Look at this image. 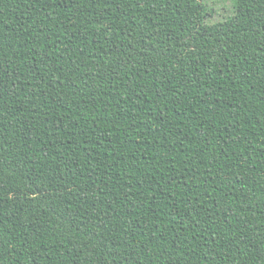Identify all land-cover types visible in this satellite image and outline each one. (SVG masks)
Here are the masks:
<instances>
[{"label": "trees", "instance_id": "obj_1", "mask_svg": "<svg viewBox=\"0 0 264 264\" xmlns=\"http://www.w3.org/2000/svg\"><path fill=\"white\" fill-rule=\"evenodd\" d=\"M0 0V264H264V0Z\"/></svg>", "mask_w": 264, "mask_h": 264}, {"label": "rangeland", "instance_id": "obj_2", "mask_svg": "<svg viewBox=\"0 0 264 264\" xmlns=\"http://www.w3.org/2000/svg\"><path fill=\"white\" fill-rule=\"evenodd\" d=\"M204 2L212 10V15L207 17L208 22L222 20L232 13L234 0H204Z\"/></svg>", "mask_w": 264, "mask_h": 264}]
</instances>
